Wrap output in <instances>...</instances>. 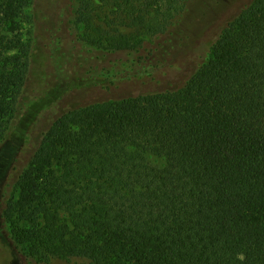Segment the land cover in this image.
Instances as JSON below:
<instances>
[{
	"label": "trees",
	"instance_id": "16d2710c",
	"mask_svg": "<svg viewBox=\"0 0 264 264\" xmlns=\"http://www.w3.org/2000/svg\"><path fill=\"white\" fill-rule=\"evenodd\" d=\"M69 4L0 0V222L23 264H264V0ZM32 10L74 34L56 55L81 78L33 121Z\"/></svg>",
	"mask_w": 264,
	"mask_h": 264
},
{
	"label": "rangeland",
	"instance_id": "374dc122",
	"mask_svg": "<svg viewBox=\"0 0 264 264\" xmlns=\"http://www.w3.org/2000/svg\"><path fill=\"white\" fill-rule=\"evenodd\" d=\"M65 3L66 10L70 9L69 0H65ZM203 12V10H197L195 16H203ZM33 17L35 23H32V26L30 23L27 27V37L32 43L34 62L24 92L25 104L22 107L28 119L31 118V121L36 118L38 113L43 112L51 101L56 98V94L64 90L68 84H79L81 82V78L74 74L75 69L72 66L67 68L68 74L66 76L62 74L56 55L57 51L67 52L68 49L74 46V34H70L69 29L66 27H64V31L57 32L58 30L54 28L55 22L49 19L42 11H33ZM72 24L74 25V23ZM33 25L35 26L33 27ZM190 25H192L191 20L186 19L183 26L178 27L177 34L186 32ZM78 31L80 32V30ZM18 147L17 141H10L0 148V193L2 184L9 176L18 155ZM0 264H23L21 256L2 231L1 222Z\"/></svg>",
	"mask_w": 264,
	"mask_h": 264
}]
</instances>
